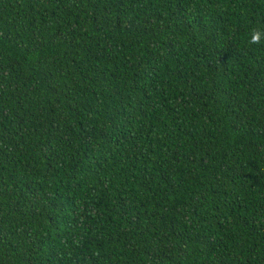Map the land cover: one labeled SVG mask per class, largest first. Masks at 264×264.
I'll use <instances>...</instances> for the list:
<instances>
[{"label":"trees","instance_id":"trees-1","mask_svg":"<svg viewBox=\"0 0 264 264\" xmlns=\"http://www.w3.org/2000/svg\"><path fill=\"white\" fill-rule=\"evenodd\" d=\"M264 0H0V264H264Z\"/></svg>","mask_w":264,"mask_h":264},{"label":"clouds","instance_id":"clouds-1","mask_svg":"<svg viewBox=\"0 0 264 264\" xmlns=\"http://www.w3.org/2000/svg\"><path fill=\"white\" fill-rule=\"evenodd\" d=\"M264 35V30L262 29H253L251 33V44H260L261 43V37Z\"/></svg>","mask_w":264,"mask_h":264}]
</instances>
